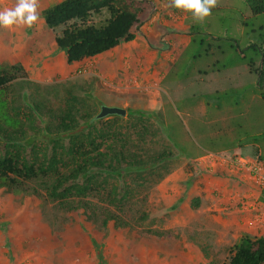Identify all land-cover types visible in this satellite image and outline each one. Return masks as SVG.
Here are the masks:
<instances>
[{
	"label": "rangeland",
	"instance_id": "1",
	"mask_svg": "<svg viewBox=\"0 0 264 264\" xmlns=\"http://www.w3.org/2000/svg\"><path fill=\"white\" fill-rule=\"evenodd\" d=\"M62 1L0 0V64L21 66L32 83L13 97L29 107L75 97L94 112L109 105L152 114L189 158L174 149L176 169L150 193L155 223L115 233L0 189V264H225L245 215L231 194L241 193L234 179L244 173L221 166L223 158L243 154L238 144L248 140L257 147L242 156L264 163V103L238 48L250 31L240 24L246 2L140 0L148 7L134 41L69 65L43 16ZM8 92L0 93L6 119ZM221 150L231 151L209 153ZM219 179L230 189L223 195Z\"/></svg>",
	"mask_w": 264,
	"mask_h": 264
},
{
	"label": "trees",
	"instance_id": "2",
	"mask_svg": "<svg viewBox=\"0 0 264 264\" xmlns=\"http://www.w3.org/2000/svg\"><path fill=\"white\" fill-rule=\"evenodd\" d=\"M244 1L250 15L240 24L250 31L245 49L238 46L240 59L256 75L252 85L264 103V0ZM147 7L140 0H64L43 16L72 65L134 41ZM27 84L21 66L0 64V93L12 96L8 119L0 115V189L53 204L99 230L152 226L149 195L176 169L174 149L182 153L168 128L163 137L153 115L142 111L97 119L99 112L78 107L75 97L29 107L13 97ZM225 264H264V235L242 233Z\"/></svg>",
	"mask_w": 264,
	"mask_h": 264
},
{
	"label": "crops",
	"instance_id": "3",
	"mask_svg": "<svg viewBox=\"0 0 264 264\" xmlns=\"http://www.w3.org/2000/svg\"><path fill=\"white\" fill-rule=\"evenodd\" d=\"M109 106V105H108ZM110 107H116V106H110ZM244 145V146H243ZM255 145V147H257L256 144L252 143V144H238V152H242L243 154H247V152H249L252 148H254L253 146ZM231 150H224V151H213V152H209V153H228ZM243 154H236V156L238 157H243ZM234 155V154H233ZM232 155V156H233ZM231 156V155H230ZM245 158H251L249 156H244ZM222 166V165H221ZM235 184H237L239 187H241V193L237 194L234 190V188H231V194L233 195V193H235L236 195H233V198L235 199V201L237 200H242V204H243V209L242 215L243 216L241 219L244 223V226L241 225V222H238V225L236 227L240 228V232L243 233H251L253 235L256 236H262L264 235V202H262L260 200L261 198V194H262V190L261 188H258V190L256 189V185L255 183L249 179V177L247 175L244 174V176L239 175V177L237 176L236 179H234ZM224 180H216V184H218L217 190L220 191V193L223 195L225 194L226 191H230L225 189H222V186L224 185ZM232 186V184H231ZM236 186V185H234ZM216 190V188H215ZM225 191V192H224ZM224 192V193H223ZM233 192V193H232ZM230 194V195H231ZM254 198V199H253ZM256 200L258 202V204H260V209L258 208L256 209L254 206L257 205L256 204ZM249 208L252 210V212H248L247 210H249ZM245 210V211H244ZM253 213V215L251 216V214ZM235 229V228H234ZM232 229V230H234ZM240 238V236H236L235 240L237 241Z\"/></svg>",
	"mask_w": 264,
	"mask_h": 264
},
{
	"label": "built area",
	"instance_id": "4",
	"mask_svg": "<svg viewBox=\"0 0 264 264\" xmlns=\"http://www.w3.org/2000/svg\"><path fill=\"white\" fill-rule=\"evenodd\" d=\"M221 165L237 173L243 172L255 183L256 188H264V163L262 161L245 157H226L223 158Z\"/></svg>",
	"mask_w": 264,
	"mask_h": 264
},
{
	"label": "water",
	"instance_id": "5",
	"mask_svg": "<svg viewBox=\"0 0 264 264\" xmlns=\"http://www.w3.org/2000/svg\"><path fill=\"white\" fill-rule=\"evenodd\" d=\"M112 115L125 117L127 115V111L126 109L120 107L102 106L100 113L97 115V119H104Z\"/></svg>",
	"mask_w": 264,
	"mask_h": 264
}]
</instances>
